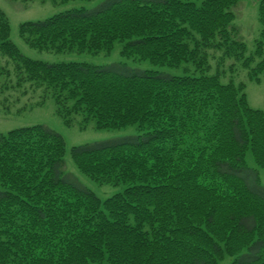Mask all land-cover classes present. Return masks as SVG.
<instances>
[{
	"label": "trees",
	"instance_id": "obj_1",
	"mask_svg": "<svg viewBox=\"0 0 264 264\" xmlns=\"http://www.w3.org/2000/svg\"><path fill=\"white\" fill-rule=\"evenodd\" d=\"M240 1L103 0L19 23L38 50L109 52L119 42L122 57L149 69L27 57L0 8V50L50 86L66 125L78 114L83 127L136 126L69 150L92 180L124 186L106 198L66 170L53 129L0 132V264H264V111L249 105L245 84L210 72L209 51H220L216 65L241 61L264 80V0L250 52L233 27Z\"/></svg>",
	"mask_w": 264,
	"mask_h": 264
},
{
	"label": "rangeland",
	"instance_id": "obj_2",
	"mask_svg": "<svg viewBox=\"0 0 264 264\" xmlns=\"http://www.w3.org/2000/svg\"><path fill=\"white\" fill-rule=\"evenodd\" d=\"M103 0H71L66 3L55 4L51 0H0V8L5 12L10 25L9 39L17 46L20 53L46 62L78 61L94 64H113L116 61L126 62L130 66L140 69L157 68L148 61H133L120 55L121 43L115 42L109 52L101 51L92 53L88 51L54 52L38 50L28 45L19 35V23L26 20L43 19L55 13L74 8L86 7L92 9ZM259 0H241L233 8L235 18L233 27L236 37L245 42L248 52L253 49L254 41L260 37L261 24L257 20V4ZM211 54V73H219L223 82L233 80L236 84H245L246 99L252 108L264 111V80L257 82L247 77V70L241 66V61L226 58L221 64L216 65L220 51H209ZM258 58H255L257 61ZM13 58L3 54L0 50V132L25 125L43 124L57 133L65 140V167L75 174L79 180L100 198H106L121 191L124 186L99 183L82 173L74 164L70 156V148L74 145L92 143L111 138L135 134L136 126L130 125L121 129H97L94 122L89 121L84 127L82 116L70 115L72 123L66 125L57 113L58 106L51 95L49 85L36 84L29 79L26 72L16 68ZM232 65V66H231ZM217 66V67H216ZM233 68V69H232ZM171 74H180V68H158ZM50 87V86H49ZM248 162L256 166L250 153ZM261 182L264 184V171H261ZM231 258L225 257L219 264H229ZM102 264H106L105 262Z\"/></svg>",
	"mask_w": 264,
	"mask_h": 264
}]
</instances>
